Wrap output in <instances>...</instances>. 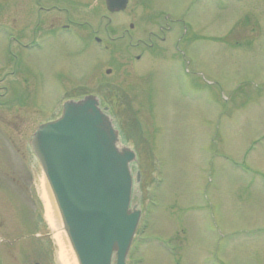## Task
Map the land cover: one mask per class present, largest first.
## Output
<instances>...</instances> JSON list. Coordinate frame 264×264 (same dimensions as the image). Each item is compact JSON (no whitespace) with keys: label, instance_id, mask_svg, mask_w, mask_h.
<instances>
[{"label":"rangeland","instance_id":"1","mask_svg":"<svg viewBox=\"0 0 264 264\" xmlns=\"http://www.w3.org/2000/svg\"><path fill=\"white\" fill-rule=\"evenodd\" d=\"M86 1L100 9L99 35L117 36L114 57L100 44L91 54L77 42L25 48L7 38L24 27L1 22L13 7L0 13V73L13 97L0 123V236L44 240L58 264L29 140L86 86L137 155L134 201L148 197L126 264H264V0H128L111 25L104 0ZM135 43L147 47L139 60Z\"/></svg>","mask_w":264,"mask_h":264},{"label":"water","instance_id":"2","mask_svg":"<svg viewBox=\"0 0 264 264\" xmlns=\"http://www.w3.org/2000/svg\"><path fill=\"white\" fill-rule=\"evenodd\" d=\"M105 3L115 11L127 0ZM105 110L94 95L67 100L30 140L78 264H111L113 252L116 264H124L139 219L129 207L135 153L121 144Z\"/></svg>","mask_w":264,"mask_h":264},{"label":"flooded vegetation","instance_id":"3","mask_svg":"<svg viewBox=\"0 0 264 264\" xmlns=\"http://www.w3.org/2000/svg\"><path fill=\"white\" fill-rule=\"evenodd\" d=\"M96 1L98 2L99 0ZM85 3H87V1L85 2V0H0V13L8 12L4 9L6 6L13 7V14L8 12L9 14L6 17H1V22H7L8 19H11L9 17V15H11L13 16V20L8 21H12L14 23L15 20L14 26L18 21V24L24 27L21 33L15 30L17 36L9 35L7 38L10 41H18L17 44L25 48L32 47L36 44H42V42H49L56 47L62 46L64 49H66L69 48V45L71 43L77 42L82 44V48L79 47L77 49L82 53H85L84 48L91 47L93 45L94 49L89 53L91 54L93 52H100L97 47L95 48V44H100L103 46L104 51H107V53L111 52V55L114 57V49L112 48L113 43L111 44L110 42L116 41L117 36H110L106 34L105 37H103L99 35L101 31L100 29L102 15L100 14V16L94 19L93 14L95 13L93 12L100 13V9L98 8L97 11H94L96 7V5H94L93 10H85ZM108 13L104 15V17L106 18V24L111 25L110 15L116 12ZM107 26H105V30L107 29ZM29 27H33L32 29L30 28L32 32L28 29ZM135 46V48H138V43H135ZM146 48L147 47L145 46L139 47V52L137 54H134V59L139 60L141 58L140 53L143 52ZM108 68L111 67H107L105 69L107 70ZM5 69L6 64H3L0 68V71ZM96 71L97 73L100 72L99 67ZM33 72L39 75V73H41V70L36 69L33 70ZM110 73L111 72L106 74L110 75ZM94 79L99 84L100 79L97 78L96 80V75H94ZM1 82L0 107L2 112H0V123L4 124L5 122H7L4 115L7 109L6 106L9 105L8 103L13 97H9L10 99L5 98L8 89L11 86L7 85L6 76L0 73V83ZM63 84L65 85V82H63ZM85 88L86 86H83L82 89L78 88V90L74 92L75 94L72 97L67 96L63 98L62 102L69 98L78 99L82 97L86 94L82 92ZM21 95L25 96L22 93ZM22 103V97L18 95L13 99L12 107L19 108L18 106H22ZM30 105L31 109L32 106H35L32 104ZM49 112L52 111L49 110ZM109 112L113 116L112 110L110 108ZM39 113V110L35 106L34 115L36 116ZM46 117L47 116H45V119L42 118L39 124L51 120L50 118ZM53 118L55 117H52V119ZM4 134L6 136L5 138L9 140V137H11L10 133H8L7 131V133ZM144 205V202H141V204L139 202H135L132 195V207L140 208L141 212L144 213ZM34 236L38 237L39 235L34 234ZM6 240H8L6 237L0 236V264H17L18 257H23L26 260L25 264H34L35 262H39L40 264L52 263V248L46 241H37L36 238H34V240H27V242L25 243L22 242L14 246V242L8 241L7 243ZM42 258H44L45 260ZM112 264H115V260H113Z\"/></svg>","mask_w":264,"mask_h":264},{"label":"bare ground","instance_id":"4","mask_svg":"<svg viewBox=\"0 0 264 264\" xmlns=\"http://www.w3.org/2000/svg\"><path fill=\"white\" fill-rule=\"evenodd\" d=\"M36 188L43 205V217L51 229V236L56 246L55 256L58 264H78L54 196L44 175L38 179Z\"/></svg>","mask_w":264,"mask_h":264}]
</instances>
